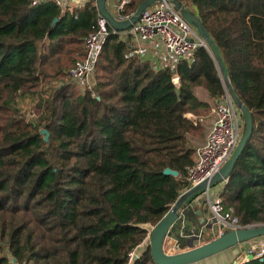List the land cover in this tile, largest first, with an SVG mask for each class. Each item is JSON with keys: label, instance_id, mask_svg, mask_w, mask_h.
<instances>
[{"label": "trees", "instance_id": "obj_1", "mask_svg": "<svg viewBox=\"0 0 264 264\" xmlns=\"http://www.w3.org/2000/svg\"><path fill=\"white\" fill-rule=\"evenodd\" d=\"M143 1L130 0L124 14ZM176 1L201 20L252 112L253 133L221 197L242 223H260L264 0ZM95 3L63 13L50 0H0V264H157L150 246L134 260L131 252L187 186L190 136L202 124L186 114L211 111L196 88L216 100L225 95L206 47L179 62L178 86L172 67L156 68L110 24L93 86L69 80L100 16ZM26 97L38 99L37 117L23 111ZM167 167L180 176L165 175ZM228 264H264V257Z\"/></svg>", "mask_w": 264, "mask_h": 264}, {"label": "built area", "instance_id": "obj_2", "mask_svg": "<svg viewBox=\"0 0 264 264\" xmlns=\"http://www.w3.org/2000/svg\"><path fill=\"white\" fill-rule=\"evenodd\" d=\"M41 1L45 0H32V5H37ZM50 1L59 5L63 13H72L74 8L86 2V0ZM129 1L119 0L116 3V13L114 15L117 19L125 20L132 15L133 12L130 15L124 14L125 5ZM108 26L109 22L100 14L97 24L92 27L84 38V55L77 59L70 68V78L82 89L93 86L99 56L103 45L111 34ZM113 31L116 32L117 30ZM127 33L134 38V43H138L139 47L137 46L135 53L148 51L150 48L141 47V44L149 43V45H152L153 49L159 54L155 53L156 60L161 59L164 67L170 66L173 68L172 79L176 85H179L181 80L177 71L179 62L190 59L198 47L204 46L207 48L205 40L183 17L172 0L157 1L147 7L139 20L127 29ZM129 55L131 54H127V56ZM213 114L214 118L205 142L195 149V162L188 167L187 175L184 178L187 186L181 194L219 172L239 145L245 129V118L227 90H225V95L218 99ZM191 116V114H186L188 118ZM227 181L223 182L226 184ZM212 189L213 185H208L206 189L191 197L180 210L178 220L171 227L172 236L169 237L175 240L176 247H180L182 242L198 244L205 235H209L210 239L208 241H210L227 231L261 224L242 223L234 208L226 207L223 204L221 192L216 196H212ZM202 205L207 210L205 213ZM195 213L204 217L203 222L197 220ZM255 243H250V246L244 252L245 257L239 261L240 263L252 258L264 257V239L260 241L261 246ZM134 251L131 252V260L140 256H134ZM14 260H12V264H19ZM236 262L238 261L236 260Z\"/></svg>", "mask_w": 264, "mask_h": 264}, {"label": "water", "instance_id": "obj_3", "mask_svg": "<svg viewBox=\"0 0 264 264\" xmlns=\"http://www.w3.org/2000/svg\"><path fill=\"white\" fill-rule=\"evenodd\" d=\"M157 1L162 0H144L138 5L132 15L125 20H119L115 17V15L107 5V0H97V5L100 14L107 19L109 24L116 30L122 31L130 28L134 23H136L144 10ZM172 2L176 6V8L180 10L183 17L186 18V20L193 26L198 35L205 40L207 49L211 52L216 62L225 90L229 92L233 101L239 107L245 118L244 132L242 134L239 145L231 158L223 165L220 171L210 179H207L199 185H196L182 193L177 201L166 212V214L155 224L151 231L149 246L151 248L152 257L157 264H194L234 246H237L238 244H241L245 241L264 236V223L257 224L251 227L227 231L226 233L206 243L195 244L191 248L180 250L176 253H169L165 249V242L167 238L172 236L171 227L178 220L180 216V210L184 207L186 202L191 197L206 189L208 185H215L219 182L228 180L231 171L233 170L237 160L244 151L245 146L253 133L254 127L252 112L237 95L230 80L226 64L215 41L213 40L209 32L204 28L201 20L196 14H194L184 5L178 3L176 0H172ZM56 21L57 18L54 20V22ZM42 133L46 134L45 140H49L50 133L46 129H43ZM164 174L174 177L180 176L179 171L174 170L171 167H167L166 169H164ZM14 261H16V259Z\"/></svg>", "mask_w": 264, "mask_h": 264}, {"label": "rangeland", "instance_id": "obj_4", "mask_svg": "<svg viewBox=\"0 0 264 264\" xmlns=\"http://www.w3.org/2000/svg\"><path fill=\"white\" fill-rule=\"evenodd\" d=\"M69 80H71L70 77H69ZM196 89H197V92L199 93L201 98H205V99L210 100L212 106L215 107L218 100H216L215 98H213L211 96L210 91L206 87L202 86V87H197ZM37 101H38L37 98L32 99L30 97L20 99V105H21L23 111L25 112L27 118H33V117L38 116V109L36 107ZM204 117H206V118L203 119V121L202 120L200 121V123L202 124V130L201 131H203V129L207 130L209 125L211 124V122L213 120L212 115H205ZM202 207H203V211L205 213L207 210H206L205 206L202 205ZM259 207L261 209V214L264 216V195L260 196ZM203 220H204V217H202L201 221L203 222ZM260 223H264V221H261ZM154 226H155L154 224H146L145 225V227L148 229V234H147L146 238L143 240V242L135 249L134 256L135 255H138V256L141 255V253H143V251L150 245V234H151V231H152ZM209 239H210L209 235H205L198 242V244L206 243V242H208ZM263 239H264V236H261V237H257V238L245 241L241 244H238L237 246L230 248L229 250H226L227 252L224 251V252L218 253V254L213 255L211 257H208V258H206V259H204L198 263L199 264H228L232 261L235 262L236 260L239 262V261L243 260V258L245 257L244 252L250 246L251 242H256L255 244H258V246H261L260 241ZM192 246H194V244L192 242H189V243H183L182 242L180 244V247H176L175 240L173 238H167V240L165 242V249L169 253H176L180 250L191 248ZM224 253H226L227 256H223ZM235 255H237V256H235ZM134 256H133V259H134Z\"/></svg>", "mask_w": 264, "mask_h": 264}, {"label": "crops", "instance_id": "obj_5", "mask_svg": "<svg viewBox=\"0 0 264 264\" xmlns=\"http://www.w3.org/2000/svg\"><path fill=\"white\" fill-rule=\"evenodd\" d=\"M68 1H71V0H68ZM88 1H89V0H86V2H85L83 5H85ZM118 1H119V0H107V5H108L109 9L112 11L113 14L116 13V3H117ZM83 5H81V6H83ZM95 5H96L97 8H98L97 0H96ZM81 6H79V7H81ZM79 7H76V8H79ZM76 8H74L73 11H74ZM99 14H100V12H99ZM120 31H121V30H120ZM120 36H121L123 39H125V38H127V37H130V39H131V45H132L133 48H134V51H133V52H135V50L137 49L138 43H134V42H135V41H134V38L131 37L130 34L127 33V29H126V30H122V31L120 32ZM140 46H141V47H145L146 49H147L148 47H150V48L148 49V51L146 50V51H144V52L137 53V54L142 55L144 58L150 59L151 62L154 64V66H155L156 68H165L164 65H163V62L161 61V59H158V61L156 60L155 53H156L157 55H159V54L157 53L156 50L153 49L152 45H149V43H148V44L146 43V44H144V45L141 44ZM138 47H139V46H138ZM159 64H160V65H159ZM159 66H160V67H159ZM180 82H181V80H180ZM179 85H180V83H179ZM179 85H178V86H179ZM196 94L198 95V97H199L201 100L206 101V102H208V103L211 104L210 100L205 99V98H201V97H200L199 93L197 92V89H196ZM213 109H214V107H213L212 104H211V111H210L207 115H212L213 118H214ZM188 114H191V115H192L189 119L193 120L195 124H197V123H198L199 121H201V120L203 121V119L206 118V117H204V116H196V115H194L193 113H188ZM187 118H188V117H187ZM212 121H213V120H212ZM211 124H212V122H211ZM211 124L209 125V127H208L207 130H206V129H203V131H201V133H199L197 136H190V138L192 137V138H191V141H192V143H193V147H194L195 149H196L199 145H201V144H203V143L205 142V139H206V136H207V134H208V131H209V128H210ZM224 186H225V183H224V182L217 183V184L213 185V189H212V191H211V195H212V196H216V195H218V194L222 191V189L224 188ZM182 191H183V190H182ZM182 191H181V192H182ZM220 195H221V193H220ZM195 216L197 217V220H198V221H200V220L202 219V216H201V215H198V214L195 213ZM187 249H188V248H187ZM227 250H229V249H227ZM225 251H226V250H225ZM223 252H224V251H223ZM226 252H227V251H226ZM223 256H227V254L224 253ZM235 256H237V255H235ZM195 264H199V263H195Z\"/></svg>", "mask_w": 264, "mask_h": 264}]
</instances>
